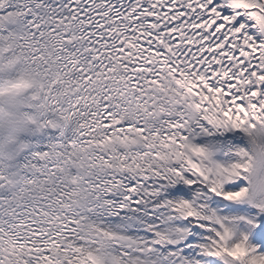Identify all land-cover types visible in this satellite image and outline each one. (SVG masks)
Returning <instances> with one entry per match:
<instances>
[{
    "label": "snow or ice",
    "instance_id": "6c2138e0",
    "mask_svg": "<svg viewBox=\"0 0 264 264\" xmlns=\"http://www.w3.org/2000/svg\"><path fill=\"white\" fill-rule=\"evenodd\" d=\"M0 264H264V0H0Z\"/></svg>",
    "mask_w": 264,
    "mask_h": 264
}]
</instances>
